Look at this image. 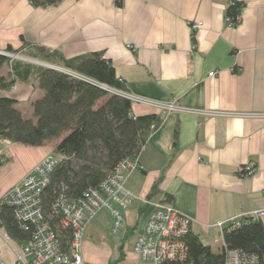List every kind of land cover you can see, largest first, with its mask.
Instances as JSON below:
<instances>
[{
  "label": "crops",
  "instance_id": "obj_1",
  "mask_svg": "<svg viewBox=\"0 0 264 264\" xmlns=\"http://www.w3.org/2000/svg\"><path fill=\"white\" fill-rule=\"evenodd\" d=\"M234 1L242 4L240 21L229 27L226 9ZM195 23L201 27L193 33L190 25ZM23 43L65 59L102 53L127 93L224 115L132 108L134 115L156 116L157 127L149 130L138 154L143 170L124 184L131 195L123 211L124 239L135 232L136 241L144 233L151 204L164 203L191 217V230L203 244L227 224L264 211V0H62L47 8H35L27 0H0V53ZM0 96L32 115L31 104L42 92L19 84ZM52 146L1 139L6 161L0 168V197L53 153ZM248 164L255 172L239 176V167ZM159 179V193L149 198ZM260 220L264 225V215ZM4 234L0 228V264H15V245L5 243ZM96 252L83 242L86 262L115 259Z\"/></svg>",
  "mask_w": 264,
  "mask_h": 264
},
{
  "label": "trees",
  "instance_id": "obj_2",
  "mask_svg": "<svg viewBox=\"0 0 264 264\" xmlns=\"http://www.w3.org/2000/svg\"><path fill=\"white\" fill-rule=\"evenodd\" d=\"M27 1L35 8H47L62 0ZM241 8V3L232 2L226 16L235 20ZM5 52L21 53L23 58L44 66L12 61L0 55V69L9 68L0 76L1 92L19 84H28L42 92V97L31 104L29 118L16 108V101L0 96V140L40 147L64 136L53 152L58 164L45 190L46 214H50L51 205L61 191L69 199L82 197L88 189H96L121 160L138 157L157 118L134 115L128 100L108 91H123L124 84L102 53L65 59L58 52L27 43L18 50L7 47ZM5 161L1 153L0 168ZM159 182L160 179L152 186L149 198L159 193ZM0 226L18 243L27 242L32 231L30 225L28 231L20 227L14 209L7 205L0 208ZM60 235L66 244L70 233L61 231ZM220 238V252L214 253L190 230L183 238L187 248L183 264H224L228 250L255 255L258 264H264V225L260 219L246 216L231 222L221 228ZM122 259L120 255L117 262Z\"/></svg>",
  "mask_w": 264,
  "mask_h": 264
},
{
  "label": "built area",
  "instance_id": "obj_3",
  "mask_svg": "<svg viewBox=\"0 0 264 264\" xmlns=\"http://www.w3.org/2000/svg\"><path fill=\"white\" fill-rule=\"evenodd\" d=\"M239 21L240 16L235 20L225 18V23L229 27H234ZM200 27V23L191 24L190 30L194 33ZM7 56L18 58L17 55ZM212 76L213 73L209 74V77ZM100 87L107 90L105 86ZM108 91L128 100L132 107H143L151 112H166L168 115L192 114L211 118L224 116L217 112L192 111L175 103H159L131 95L125 90ZM156 127L152 124L150 130L153 131ZM57 164L54 156L46 157L20 183L0 197V208L3 205L12 207L15 218L23 230L28 231V225L32 227L30 238L25 243L14 242L6 232L3 235L5 243L15 245V264H93L83 258V242L88 225L98 213L107 210L113 219L111 232L117 235L123 222L121 212L126 209L127 200L131 197L124 184L133 173L143 170L138 157L125 158L96 189H88L82 197L69 199L61 191L51 205L50 214H46L45 190ZM254 172L253 164L238 169L239 176H249ZM151 206L152 212L144 233L137 237L133 252L143 264H183L187 258L183 238L191 230L193 219L164 203ZM263 215L264 211H261L250 216L260 219ZM55 219L56 222H53ZM61 231L70 233L66 244L62 242ZM224 264H258V258L240 250H228Z\"/></svg>",
  "mask_w": 264,
  "mask_h": 264
},
{
  "label": "rangeland",
  "instance_id": "obj_4",
  "mask_svg": "<svg viewBox=\"0 0 264 264\" xmlns=\"http://www.w3.org/2000/svg\"><path fill=\"white\" fill-rule=\"evenodd\" d=\"M1 53L5 57H8L7 55H11V56L12 55H17L18 58H16V59L8 57L12 61L29 62V63H31L33 65H36V66H44L40 62L27 60V59L23 58V56H21L20 54H9V53H3V52H1ZM8 69L9 68H7V67H5V68L3 67L2 71L3 72L5 71V73H6V71H8ZM5 73H3V74H5ZM13 88H14V86L11 89H13ZM20 109H21V111L23 112V114L25 116L27 114H28V116H31V113H28L26 110H24L23 105L20 107ZM63 138H64V136H62L59 140H56V141H53V142L47 143V144H52L53 145L52 149L54 150L56 145ZM47 144H44V145H47ZM1 153H2V151H0V154ZM48 156H54V154L53 153H49L48 155L43 157L34 167H36L39 164H41L45 160V158L48 157ZM34 167L32 168V170L34 169ZM9 189H11V188H9ZM8 190H6L4 192V194ZM108 213H109V211H107V210L103 211L102 210L101 216H103V217H99V219L97 218V220H99L100 222H99V224L97 226H95L93 228L94 230H92L93 232H95V234L93 232H89L88 233V228L90 227L91 222L96 217L90 222V224L88 225V227L86 229V233H85V236H84V240H85L84 242L88 243L89 248L90 249L93 248L95 252L96 251L98 252V254H99V252H101V253H105V252L111 253L112 256H114L115 259H110V261H108V264H143L141 262V260L138 257L135 256L136 254L133 252V246H134V243H135L136 233L132 232L134 236L133 235H131V236L127 235L126 238L124 239V229H123V227H121L119 233L117 235H113L112 232H111V226H112L113 219H112L110 214L109 215H110L112 221H111V225L107 226L110 223L109 216H107ZM121 214H122V217H123V211L121 212ZM108 220H109V223L107 222V224H105V222L108 221ZM203 242H204V244H207V245H209L211 247L212 252H214V253L220 252V248H221L220 235H217L213 239H205V241L203 240ZM120 246L123 248L122 252L124 254H126V257H124V259H122V261L117 262L119 256L122 255V252L119 249ZM103 263H105V261H103Z\"/></svg>",
  "mask_w": 264,
  "mask_h": 264
},
{
  "label": "water",
  "instance_id": "obj_5",
  "mask_svg": "<svg viewBox=\"0 0 264 264\" xmlns=\"http://www.w3.org/2000/svg\"><path fill=\"white\" fill-rule=\"evenodd\" d=\"M1 55H3L2 53H0Z\"/></svg>",
  "mask_w": 264,
  "mask_h": 264
}]
</instances>
